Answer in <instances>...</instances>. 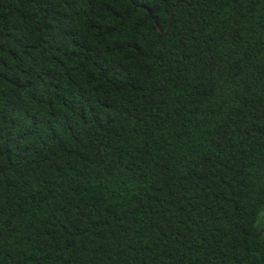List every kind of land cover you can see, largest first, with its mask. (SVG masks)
<instances>
[{
  "label": "trees",
  "instance_id": "1",
  "mask_svg": "<svg viewBox=\"0 0 264 264\" xmlns=\"http://www.w3.org/2000/svg\"><path fill=\"white\" fill-rule=\"evenodd\" d=\"M0 264H264V0H0Z\"/></svg>",
  "mask_w": 264,
  "mask_h": 264
}]
</instances>
